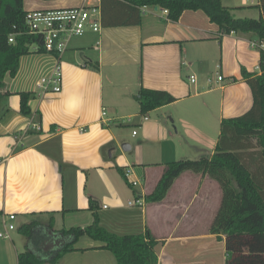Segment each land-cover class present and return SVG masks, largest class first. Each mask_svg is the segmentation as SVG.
<instances>
[{
	"label": "crops",
	"instance_id": "0c3cea01",
	"mask_svg": "<svg viewBox=\"0 0 264 264\" xmlns=\"http://www.w3.org/2000/svg\"><path fill=\"white\" fill-rule=\"evenodd\" d=\"M84 1L101 4L23 0V8ZM223 3L239 18H254L255 12L259 17L261 12L259 0ZM123 8H113L111 24L124 20ZM161 9L141 7L138 25L102 24L97 33L71 37L58 57L22 55L16 75H5L0 90V226L14 213L16 234L0 237V264H17V253L34 241L18 231L20 225L37 221V234L44 228L85 227L95 212L101 225L118 235L148 228L157 241L156 264H224V242L209 232L221 199L215 180L184 172L162 200L147 202L145 196L167 162L179 153L188 158L191 149L199 157L212 154L221 119L251 106L240 69L260 72V49L252 45L258 36H219L217 25L201 10H185L171 20ZM57 62L61 90L39 94L37 82L51 75ZM142 86L166 90L176 100L143 114L137 99ZM22 91L36 94L29 101V116L19 111ZM133 117H139L141 129L125 136L121 121ZM123 143L129 144L128 150ZM118 167L123 173L130 170L138 185H129ZM102 244L81 236L57 264H117Z\"/></svg>",
	"mask_w": 264,
	"mask_h": 264
},
{
	"label": "trees",
	"instance_id": "16d2710c",
	"mask_svg": "<svg viewBox=\"0 0 264 264\" xmlns=\"http://www.w3.org/2000/svg\"><path fill=\"white\" fill-rule=\"evenodd\" d=\"M117 4L124 6V20L111 24L109 18L114 15L113 8ZM143 6L167 9V18L171 20H177L185 10H201L217 25L219 36L252 32L264 39V0H259L258 18L235 17L223 0H101V22L103 25H138ZM26 12L23 0H0V90L5 87L6 74L16 75L22 55L47 53L42 47V38L27 33ZM10 34H14L13 42L8 41ZM259 51L260 72L248 71L244 66L240 69L251 92V106L239 115L221 119L212 154L167 162L156 186L145 196L147 202L162 200L184 172L208 175L215 180L221 199L209 232L224 242V264H264V51ZM18 94L20 113L31 115L29 101L36 94L31 91ZM137 99L143 114L176 100L166 90L144 86L140 87ZM118 170L121 172L119 167ZM121 174L128 183L123 171ZM93 205L91 202V208ZM40 226L37 221L19 226L18 231L34 241L17 253V264H57L65 253L74 250V244L84 235L101 241L103 248L114 254L117 264L157 262L154 250L157 241L148 228L143 233L118 235L101 225L96 212L93 222L85 227L60 231L44 228L37 234Z\"/></svg>",
	"mask_w": 264,
	"mask_h": 264
},
{
	"label": "built area",
	"instance_id": "2783aa9c",
	"mask_svg": "<svg viewBox=\"0 0 264 264\" xmlns=\"http://www.w3.org/2000/svg\"><path fill=\"white\" fill-rule=\"evenodd\" d=\"M161 12L167 17L168 10L161 9ZM101 9L99 4L83 2L75 6H63L46 9H32L25 14L26 31L28 34L39 35L42 38V47L50 54H61L67 41L74 36H82L87 31L99 32L102 26ZM9 42L14 41V34H10ZM252 45L264 51V39L258 38ZM222 80V76H217ZM190 81H195V76H190ZM61 70L57 64L53 73L42 77L37 82L38 93L59 92L62 87ZM106 109H101V122L105 125ZM146 119L147 116L143 115ZM83 130V129H81ZM136 131H133L135 134ZM131 171H124V176L131 186H137L138 181L131 178ZM138 202V201H135ZM129 205L134 202L129 201ZM15 214L10 213L4 219V231H0L1 238H8V232L15 230Z\"/></svg>",
	"mask_w": 264,
	"mask_h": 264
},
{
	"label": "rangeland",
	"instance_id": "374dc122",
	"mask_svg": "<svg viewBox=\"0 0 264 264\" xmlns=\"http://www.w3.org/2000/svg\"><path fill=\"white\" fill-rule=\"evenodd\" d=\"M254 18H256L257 16H256V12H255V16H253ZM258 18V17H257ZM31 50H34V47L32 46L31 47ZM143 117V116H142ZM131 121H128L127 119H124L123 121H121V124H122V126H120L119 128H120V131H121V133L123 134V135H125V136H128L133 130H135L136 132H139L140 131V129H141V126H142V122L140 123V121H139V117H133V118H131L130 119ZM137 121H139V122H137ZM137 122V123H136ZM133 123H136V124H134V125H131V124H133ZM119 125V124H118ZM179 127V126H178ZM208 149H211L210 147L208 148ZM192 151H189V152H187V154L186 155H188L189 157V159H197V158H199V156H197V154L194 152V150L193 149H191ZM179 155H181L180 153L178 154V156H176V158L174 159V160H178V159H182L183 157L182 156H179ZM182 155H184V154H182ZM182 157V158H181ZM174 160H172V161H174ZM0 231H4V227L3 226H0ZM13 234H16V231H14V232H12L11 231V233H10V235H13ZM1 239V238H0Z\"/></svg>",
	"mask_w": 264,
	"mask_h": 264
},
{
	"label": "water",
	"instance_id": "95a60500",
	"mask_svg": "<svg viewBox=\"0 0 264 264\" xmlns=\"http://www.w3.org/2000/svg\"><path fill=\"white\" fill-rule=\"evenodd\" d=\"M123 150H128L129 149V144L128 143H123L122 146Z\"/></svg>",
	"mask_w": 264,
	"mask_h": 264
}]
</instances>
